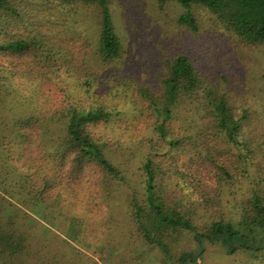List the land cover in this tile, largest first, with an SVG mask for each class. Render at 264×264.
Wrapping results in <instances>:
<instances>
[{
  "label": "trees",
  "instance_id": "trees-1",
  "mask_svg": "<svg viewBox=\"0 0 264 264\" xmlns=\"http://www.w3.org/2000/svg\"><path fill=\"white\" fill-rule=\"evenodd\" d=\"M114 1L0 0V110L13 114L0 121V264H100L90 251L125 264L133 238L174 264L204 243L264 260V0H156L190 48L202 36L206 61L180 43L146 66ZM124 143L140 189L115 160ZM80 189L109 209L107 230L72 212ZM184 234L200 249L177 258Z\"/></svg>",
  "mask_w": 264,
  "mask_h": 264
},
{
  "label": "rangeland",
  "instance_id": "rangeland-1",
  "mask_svg": "<svg viewBox=\"0 0 264 264\" xmlns=\"http://www.w3.org/2000/svg\"><path fill=\"white\" fill-rule=\"evenodd\" d=\"M172 6L173 5L168 3L163 5V9L165 12H168L171 17H175L177 15L176 10L175 8H172ZM155 8H158V3L156 0L114 1V7L112 10L116 18L118 32L125 40V45L128 47L127 49L131 52V54L135 55L134 65L146 66L147 64L152 63V59L156 54H161L162 51L168 52V50H171V47L176 48L177 46H180V43H182L184 48H188V50H191L192 52L194 51L193 53L202 52L203 55L200 56V60L206 61L205 48L208 46L205 41L202 40V36L200 34L197 35L198 38L196 39H198V42H195V46L190 48V43L185 41L186 39L180 35L176 28H168V26H165L163 21L158 19L156 20L155 15L157 14L154 12ZM170 11H175V14L170 13ZM167 29H169V31H167ZM170 42H172V44H169ZM224 46L225 44L222 42L212 43L211 50L214 51L213 57H216L217 55L222 56V52L225 49ZM12 115L13 114L11 112L3 113V111L0 110V121L6 119L11 123ZM124 139L129 141L126 137H124ZM5 146L6 148L10 147L9 144ZM127 146L134 145L126 143L122 144V147L125 148L123 151L124 155H117L115 160L117 163H122L126 169L129 182L128 186H131L132 188L137 187V189H140L142 186V175L141 171L139 170L141 166L140 154L138 153L134 158L130 157L132 153L131 151L134 150V147L129 149ZM10 160H12L14 163L16 162L13 155H11ZM2 177L3 173L0 172V181H2ZM6 189H8L7 184L0 182V194H3ZM81 190H84L81 193L84 204L86 205H84L82 209H80L81 207H71L72 212L79 216L78 221L81 218V214H85V212H87L91 217L93 224H95L94 226L101 225V230H107L109 225L106 224V222L100 223V219H102V216L108 214L109 209L102 203L100 199L96 198L93 200V198L90 197V193L87 192L86 189H80V191ZM34 217L38 222L40 221L45 223L47 226H52V220L45 216L40 209H35ZM78 221L74 228L75 230L72 233L70 232L69 235H66L67 238H69L68 240L71 242L75 241L80 229L78 226ZM56 224L62 225V223L58 224L57 222ZM64 229L65 227H62V230ZM97 237L99 236L97 235ZM131 242L132 250L130 251L129 255H126V260H133L134 262H125V264H174L168 261L160 249L147 245L143 240L133 238V241ZM76 246L79 248V251L83 249L82 246ZM174 247L175 249L173 254L177 258L179 257V251L177 248L181 251L190 252L191 254H198L200 249L199 246H196L195 241H193L189 234H184L180 239L179 244ZM203 248L205 251L202 255V258L199 261L189 262L188 264H264L263 258L260 256L258 258H254L248 252L237 251L233 254H228L225 251L224 246L219 243H204ZM90 256L100 264H104L105 261L108 260L106 256L101 259L100 254H95L92 251H90ZM121 263L124 264V261Z\"/></svg>",
  "mask_w": 264,
  "mask_h": 264
}]
</instances>
